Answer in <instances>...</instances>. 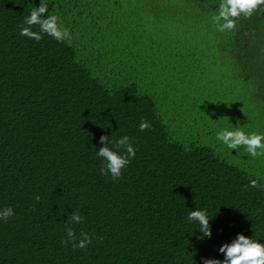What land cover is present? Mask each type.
I'll use <instances>...</instances> for the list:
<instances>
[{
  "label": "trees",
  "instance_id": "obj_1",
  "mask_svg": "<svg viewBox=\"0 0 264 264\" xmlns=\"http://www.w3.org/2000/svg\"><path fill=\"white\" fill-rule=\"evenodd\" d=\"M39 3L0 0V208L16 213L0 264H202L238 232L264 240V189L246 187L264 157L215 140L230 122L264 131V6L221 33L218 0H52L63 43L19 35ZM103 135L137 149L115 182ZM200 207L204 240L186 220ZM68 227L92 243L62 245Z\"/></svg>",
  "mask_w": 264,
  "mask_h": 264
},
{
  "label": "clouds",
  "instance_id": "obj_2",
  "mask_svg": "<svg viewBox=\"0 0 264 264\" xmlns=\"http://www.w3.org/2000/svg\"><path fill=\"white\" fill-rule=\"evenodd\" d=\"M50 5L51 8L54 6L52 0H40L39 6H34L24 18L19 35L35 42L41 41L46 35L57 42L71 43L73 33L65 26L59 14L50 11ZM262 6L264 0H218L209 19L214 29L223 33L233 30L241 18L252 17ZM34 26L38 27V30H33ZM150 126L146 120L141 119L139 130L143 132ZM109 137L108 135L100 137L103 146L95 150V155L102 163L101 175L110 176L115 182L122 177L123 171L135 158L137 149L128 135H123L115 141L110 140ZM215 140L221 148L232 153L233 150L237 154L243 151L252 159L264 157V131H248L244 126L237 123L234 126L230 122L229 126L216 130ZM110 144L113 146L109 147ZM255 176L256 178L249 179L246 187L264 189L259 174ZM35 199L39 200L40 197L36 196ZM15 215V210L11 206L0 208V221L7 222ZM212 218L205 207L189 210L186 215L187 222L196 229L192 234L198 232L200 240L211 238ZM84 219L79 211L73 210L68 214L65 224L79 225ZM69 243L74 249H86L92 243V237L87 232H80L78 237L74 228L68 227L61 244L67 246ZM218 252L223 255L222 260L202 258V264H264V240L256 239L254 235L246 236L243 232H238L230 242L221 244Z\"/></svg>",
  "mask_w": 264,
  "mask_h": 264
}]
</instances>
